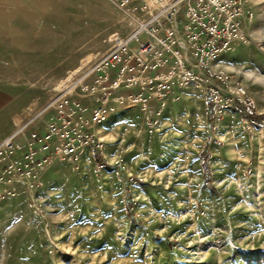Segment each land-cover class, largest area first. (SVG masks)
<instances>
[{
  "label": "rangeland",
  "instance_id": "374dc122",
  "mask_svg": "<svg viewBox=\"0 0 264 264\" xmlns=\"http://www.w3.org/2000/svg\"><path fill=\"white\" fill-rule=\"evenodd\" d=\"M246 10L244 39L218 62L260 114L221 108L225 94L216 115L196 84L171 95L155 133L117 106L95 127V157L49 154L0 202V264H264V0ZM131 31L109 0H0V142L43 132Z\"/></svg>",
  "mask_w": 264,
  "mask_h": 264
},
{
  "label": "built area",
  "instance_id": "2783aa9c",
  "mask_svg": "<svg viewBox=\"0 0 264 264\" xmlns=\"http://www.w3.org/2000/svg\"><path fill=\"white\" fill-rule=\"evenodd\" d=\"M109 1L132 22V31L112 39L110 49L75 84L76 91L52 104L55 116L43 132L31 131L24 142L18 134L0 142V202L17 194L18 182L35 178L49 154L80 162L85 148L100 149L95 127L117 106L138 107L155 133L171 95L196 84L210 96L216 115L222 113L216 107L225 94L221 108L233 107L246 118L260 114L241 82L232 81L218 62L245 37V19L251 15L247 0ZM40 148L45 158L38 157Z\"/></svg>",
  "mask_w": 264,
  "mask_h": 264
},
{
  "label": "bare ground",
  "instance_id": "6f19581e",
  "mask_svg": "<svg viewBox=\"0 0 264 264\" xmlns=\"http://www.w3.org/2000/svg\"><path fill=\"white\" fill-rule=\"evenodd\" d=\"M131 23H132V22H130V25H131ZM243 39H244V38H243ZM79 70H80V69H79ZM79 70H77L76 72H78ZM76 72H75V73H76ZM231 80L234 81L235 79L231 78Z\"/></svg>",
  "mask_w": 264,
  "mask_h": 264
}]
</instances>
